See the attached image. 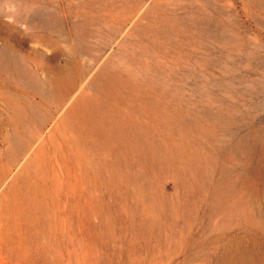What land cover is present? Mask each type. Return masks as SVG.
Wrapping results in <instances>:
<instances>
[{
  "label": "rangeland",
  "instance_id": "374dc122",
  "mask_svg": "<svg viewBox=\"0 0 264 264\" xmlns=\"http://www.w3.org/2000/svg\"><path fill=\"white\" fill-rule=\"evenodd\" d=\"M110 74L101 139L66 112ZM0 166V209L43 181L0 264H264V0H0Z\"/></svg>",
  "mask_w": 264,
  "mask_h": 264
},
{
  "label": "bare ground",
  "instance_id": "6f19581e",
  "mask_svg": "<svg viewBox=\"0 0 264 264\" xmlns=\"http://www.w3.org/2000/svg\"><path fill=\"white\" fill-rule=\"evenodd\" d=\"M133 77L132 78L130 77V78L133 79ZM109 80L110 82L108 81L109 83L107 85L102 84L98 94H95V95L92 93L85 94L82 100L80 101L79 105L70 107L66 112V117L70 122H72V124L79 125L83 129H86L87 131L88 130L95 131L96 136L101 139L104 138L105 136L100 131V129L104 126L103 120H105L110 113H116V114L120 113L121 108L125 106L126 104V101L124 98H120L119 96H117L118 95L116 94L117 92L115 93L114 91L116 89L113 88L114 89L113 90L107 86L112 82L115 88H118L120 86L125 87L124 89H126L128 92H132L134 96V100L136 99V95L134 93L135 90H141L140 86L138 87V85L137 86L133 85L131 82L125 84L126 81L122 79L121 75L120 76L112 75ZM126 80L128 81V79ZM74 81H75V78L71 74L64 73L62 71H57V78L55 80V83L58 87L61 88V90L63 91L69 90L71 85L75 83ZM131 81L136 82L134 79ZM128 92L125 91V93H128ZM119 94H120V91H119ZM121 96L123 97L122 94ZM90 104H94L96 107H94V109L89 108ZM124 121L125 120H123V122H120V123L116 122L115 125L110 127V130L113 131L112 134L117 133V132L121 133V135L126 134V129H127L126 124L127 123ZM2 170L3 168L0 166V172ZM20 176L22 177L21 182H24L25 185L22 186V188L14 187V189H11L10 196H7L5 199H3L4 202L0 209L1 214L4 215L8 220L9 218L12 217L13 214L25 216L26 214L31 213L28 206L26 207L27 203H26V198L24 196V193H25L24 190H28L31 192L32 190L39 188L41 186V182H43L37 176L31 174L27 168H25L22 171ZM243 263L244 262L242 261V264Z\"/></svg>",
  "mask_w": 264,
  "mask_h": 264
},
{
  "label": "crops",
  "instance_id": "0c3cea01",
  "mask_svg": "<svg viewBox=\"0 0 264 264\" xmlns=\"http://www.w3.org/2000/svg\"><path fill=\"white\" fill-rule=\"evenodd\" d=\"M57 71H62V70H56L55 73H54L55 76L53 77V82H54L55 85H56L55 80H56V78H57ZM62 72L67 73V72H65V71H62ZM56 87L59 88V89H61V88L58 87L57 85H56ZM85 94H87V93H82L81 95H79V96L76 98V100H74V102H72V104L70 105V107L79 105V104H80V101L82 100V98L84 97ZM94 95H95V94H94ZM70 107H69V108H70ZM69 108H68V109H69ZM68 109H67V110H68ZM25 168H27V166H25ZM25 168H24V169H25ZM24 169H22V170L20 171V173L18 174V176H17V179L20 177V178L18 179V182H21V178H22V177H21L20 175H21V173H22V171H23ZM27 169H28V168H27ZM28 171H29V170H28ZM29 172H30V171H29ZM30 173L33 174L32 172H30ZM33 175H35V174H33ZM35 176H37V175H35ZM37 177H38V176H37ZM38 178H39V177H38ZM17 179H16V180H17ZM39 179H40V178H39Z\"/></svg>",
  "mask_w": 264,
  "mask_h": 264
},
{
  "label": "water",
  "instance_id": "95a60500",
  "mask_svg": "<svg viewBox=\"0 0 264 264\" xmlns=\"http://www.w3.org/2000/svg\"><path fill=\"white\" fill-rule=\"evenodd\" d=\"M247 168H248L251 172L253 171L254 173H259V172H258V171H259V168L255 167V166H252V165L250 166V165H249V166H247ZM220 256H221V254L218 255L216 259L218 260ZM217 262H218V261H217ZM217 264H219V263H217Z\"/></svg>",
  "mask_w": 264,
  "mask_h": 264
}]
</instances>
